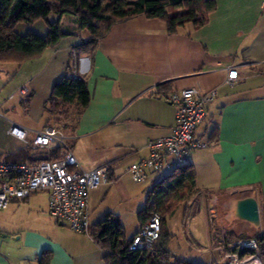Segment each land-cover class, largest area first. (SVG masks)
I'll return each mask as SVG.
<instances>
[{"label": "crops", "instance_id": "0c3cea01", "mask_svg": "<svg viewBox=\"0 0 264 264\" xmlns=\"http://www.w3.org/2000/svg\"><path fill=\"white\" fill-rule=\"evenodd\" d=\"M216 4L206 23H186L176 33H169L163 20L145 15L113 25L94 48L81 52L74 73L87 80L89 105L78 116L71 108L61 122L70 123L75 117L71 128L62 131L83 169L104 165L110 169L112 180L90 193V224L114 213L126 234L133 226L127 234L131 238L142 227L138 214L148 203L151 187L163 176L149 172L144 181L136 182L127 168L148 156V143L168 134L175 124L177 106L161 94L190 87L216 89L209 116L196 131L209 146L190 154L198 192L188 207L194 203L193 219L203 212L200 222L206 223L207 232H198L201 236L196 238L198 248L210 252L208 264L224 254L211 214L217 215L224 233L235 232L236 239L251 237L259 229L237 220L234 209L237 199L254 195L236 192L256 187L258 201L264 204V0H216ZM45 25L39 30L31 25L28 31L45 35ZM62 26L68 35L40 56L23 63L0 62V108L20 95L19 106L27 115L5 116L0 160L41 158L31 143L36 132L52 121L46 103L54 85L66 75L73 49L89 38L73 15H64ZM234 68L243 75L230 84L228 72ZM13 123L26 129V140L9 133ZM48 201L47 192L39 191L12 200L5 209L7 215L0 220L5 227L0 230V264H40L45 253L48 264H106L105 251L90 234L54 219Z\"/></svg>", "mask_w": 264, "mask_h": 264}, {"label": "trees", "instance_id": "16d2710c", "mask_svg": "<svg viewBox=\"0 0 264 264\" xmlns=\"http://www.w3.org/2000/svg\"><path fill=\"white\" fill-rule=\"evenodd\" d=\"M216 7V0H0V62L23 63L40 56L68 35L62 26L63 16L70 14L78 18L80 28L89 34V38L73 49L67 73L54 85L46 103V111L52 119L47 125H52L66 119L71 108L77 109L78 116L89 105L91 95L87 80L75 77L74 73L78 70L81 52L94 48L97 40L107 34L113 25L145 15L163 20L168 32L176 33L186 23L203 25ZM51 14L57 15V19L51 21ZM40 20L47 24L45 35L32 30L21 34L16 30L19 23ZM74 120L75 117L70 118L71 122ZM69 124H63V128ZM41 154L43 159L58 158L59 149L41 150ZM35 160L31 156L29 162ZM196 176L194 165L187 164L169 172L151 187L148 203L138 217L142 227L155 214L161 217V233L154 252L131 250L129 245L134 236H127L120 217L114 213H107L103 220L91 225L89 234L105 251L106 264H197L173 258L170 250L172 235L168 227V218L198 192ZM225 237L227 245L224 252L229 250V244L237 235L231 232L225 233ZM259 240L264 255V237ZM48 261V254L45 253L40 264H48Z\"/></svg>", "mask_w": 264, "mask_h": 264}, {"label": "built area", "instance_id": "2783aa9c", "mask_svg": "<svg viewBox=\"0 0 264 264\" xmlns=\"http://www.w3.org/2000/svg\"><path fill=\"white\" fill-rule=\"evenodd\" d=\"M234 68L228 72L227 82L233 84L242 76ZM25 92V89L22 90ZM162 97L177 106L175 124L170 132L148 143L149 155L132 163L127 171L136 182L144 181L147 173L171 172L190 164V154L209 143L196 136L198 127L208 118L209 106L218 96L216 89L203 91L190 87L180 92H164ZM61 123V122H60ZM59 123L48 125L36 132L32 141L35 151L59 149L58 158H37L33 162H7L0 160V211L7 209L14 199H24L45 191L48 194L50 215L79 233H89V201L93 189L112 180L109 166L85 170L80 165ZM10 134L27 139V131L13 123ZM241 194L252 193L258 199L256 187L239 189ZM261 227L253 237H240L229 244L221 259L210 264H264L260 238L264 237V204L259 203ZM211 223L216 215L211 214ZM217 244L226 246L224 231L215 225ZM222 232V233H221ZM161 233V217L155 214L133 237L131 250L155 251Z\"/></svg>", "mask_w": 264, "mask_h": 264}, {"label": "rangeland", "instance_id": "374dc122", "mask_svg": "<svg viewBox=\"0 0 264 264\" xmlns=\"http://www.w3.org/2000/svg\"><path fill=\"white\" fill-rule=\"evenodd\" d=\"M56 19H57V15H55V14L50 15L51 21H54ZM34 24L36 25V29L39 30L41 28V25H45L46 23L42 20L37 21L36 23L22 22V23H19L17 25L16 30L21 34H25L28 31V27H30L31 25H34ZM1 92H3V87H2ZM20 99H21L20 95H17L15 97V99H13V100L8 99L7 100L8 103L4 107L0 108L1 115H4L3 117L0 116V133H1V135H3L4 132H6L7 122H6L5 116L10 117V118L14 117L15 119L27 118V115H26L24 108L19 106ZM13 106H15V107H13ZM59 124H62V123L59 122ZM71 125H73V122L70 121V126L67 128H71ZM60 128L62 130H64L62 125H60ZM168 173H169L168 171H162L158 175V178L165 176ZM236 193H238L236 195H240L241 192H236ZM43 195L44 194H42V196ZM189 201L183 202L176 209L175 213L171 217L168 218V227L170 230V234L172 235L171 242H170V250H171V253H173L172 256L174 259H181L182 258V259H186V260L195 262L197 264H208V262L210 260V256H211L210 252H208L207 247H206V249H203V250L199 249L198 245H197V238H196V234L201 236V234L198 232H202L205 234L207 232L206 223L203 221L200 222V219L203 218V216H202L203 212L202 211L198 212L196 215L197 217L195 216V218L193 219V213H194L195 206H194V203H192L188 207ZM36 211L37 210H35V212ZM2 215L3 216L7 215V212L5 210L0 211V220H1ZM216 217H217V215H216ZM217 219L218 218H215L214 224L219 226L217 223ZM196 223H197V225H196ZM134 224H135V220H131V225H134ZM132 227L133 226L128 228L127 234L132 233V231H131ZM195 227L197 228L196 230H194ZM4 228L5 227L0 223V230L4 229ZM258 232H259V230L254 232L253 234L256 235V233H258ZM238 237H242V236H238ZM213 255L216 258L220 257V254L218 252H214Z\"/></svg>", "mask_w": 264, "mask_h": 264}, {"label": "water", "instance_id": "95a60500", "mask_svg": "<svg viewBox=\"0 0 264 264\" xmlns=\"http://www.w3.org/2000/svg\"><path fill=\"white\" fill-rule=\"evenodd\" d=\"M234 216L237 220L248 222L259 229L261 227V218L258 199L254 196L237 199Z\"/></svg>", "mask_w": 264, "mask_h": 264}]
</instances>
